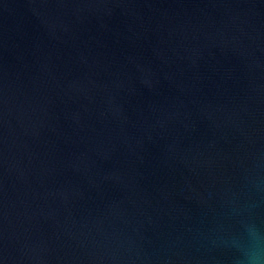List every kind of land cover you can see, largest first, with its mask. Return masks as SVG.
<instances>
[{"label": "water", "instance_id": "95a60500", "mask_svg": "<svg viewBox=\"0 0 264 264\" xmlns=\"http://www.w3.org/2000/svg\"><path fill=\"white\" fill-rule=\"evenodd\" d=\"M0 264H264V0H0Z\"/></svg>", "mask_w": 264, "mask_h": 264}]
</instances>
